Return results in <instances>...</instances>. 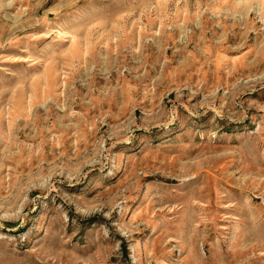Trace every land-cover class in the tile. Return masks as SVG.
Returning <instances> with one entry per match:
<instances>
[{"label": "rangeland", "instance_id": "374dc122", "mask_svg": "<svg viewBox=\"0 0 264 264\" xmlns=\"http://www.w3.org/2000/svg\"><path fill=\"white\" fill-rule=\"evenodd\" d=\"M0 264H264V0H0Z\"/></svg>", "mask_w": 264, "mask_h": 264}]
</instances>
